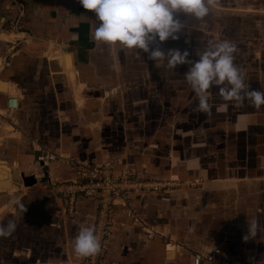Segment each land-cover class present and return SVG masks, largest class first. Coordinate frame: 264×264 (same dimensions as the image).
<instances>
[{"label":"crops","instance_id":"0c3cea01","mask_svg":"<svg viewBox=\"0 0 264 264\" xmlns=\"http://www.w3.org/2000/svg\"><path fill=\"white\" fill-rule=\"evenodd\" d=\"M93 14L84 10L78 0H0V34L9 36L8 40H0V115L6 114L10 96L18 92L21 99L17 114L0 116V161L11 170L16 168L20 173L32 174L37 181L35 186L44 191L47 178L67 180L71 175L60 164L49 167L37 164L34 147L40 145L62 153L70 152L38 144V139H34L27 140L33 146L30 153L21 139L26 140V135L30 134L31 118L38 116L40 106L56 93L55 82L65 69L58 59L52 61L55 55L48 58L49 45L62 49L66 64L67 57L73 61L77 79L84 88L94 85L97 72L93 69V60L89 54L82 57L84 51L76 52L74 48L79 42L91 46L86 34H90ZM60 60H63L61 56ZM74 77L70 73L67 79ZM70 84L73 88L78 87L75 81ZM84 88L72 90L74 104L83 115L87 111L89 116L93 102L90 104L92 99H85ZM98 90L91 91L96 93ZM262 107V112L243 114L237 124L235 120L225 124L227 129L222 134L210 135L208 142L203 137L206 135H199L186 148L167 155L166 159L155 154L141 157L138 162L135 159L137 167L134 168L146 176L159 180L172 178L181 183L179 189L137 198V207L144 219L168 240L155 237L149 241L138 228L118 216L119 224L108 241L106 257L101 264H193L194 255L214 250L219 251V260L231 264H264ZM8 140H14L10 142L11 146L7 144L9 149L5 147ZM196 148L202 150L201 154ZM105 158L115 157L102 159ZM116 158L129 163L122 157ZM8 176L9 172L0 167V181ZM187 183L196 187L189 189ZM7 193L0 194V204L7 202L2 201ZM55 206L64 217L56 200ZM94 216L95 204L80 200L76 216L70 221L63 219L66 240L57 262L51 261L55 260L52 255L45 263L33 259L26 264H79L80 256L74 253L73 244L67 239V224L75 238L82 227L93 225ZM57 217L61 219L60 215Z\"/></svg>","mask_w":264,"mask_h":264},{"label":"rangeland","instance_id":"374dc122","mask_svg":"<svg viewBox=\"0 0 264 264\" xmlns=\"http://www.w3.org/2000/svg\"><path fill=\"white\" fill-rule=\"evenodd\" d=\"M92 16L90 34H86L91 46L79 42L76 45L78 50L74 48L76 52L84 51L82 57L89 54L93 60V69L97 72L94 85L84 88L77 79L79 76L73 61L67 57L66 64L63 52V60L55 56L52 61L58 59L65 69L55 82L56 93L50 95L45 103L43 100L38 116L31 118L35 128L32 125L30 134L25 137L27 139H21L30 153L33 146L29 142L38 139V144L69 151L76 159L99 162L106 156H118L137 167L135 159L138 162L141 157L154 154L166 159L167 155L186 148L194 137L206 135L203 137L208 142L210 135L222 134L227 129L225 124L234 120L237 124L243 119L242 115L249 112H262V106L256 108L247 101L242 107L230 103L227 108L223 107L226 102L216 88L210 90L214 105L211 115L195 111L197 101L184 79L185 66L169 70L164 65L147 61L143 55L128 50L117 52L99 43L94 38L97 24L95 15ZM181 18L184 19L182 14ZM222 40H230L237 45L234 63L242 70L249 89L260 91L261 88L264 92V0H214L204 20L189 17L185 20V32L181 38L169 40L163 46L187 47L191 58L195 59L209 44ZM47 55L51 57L48 50ZM70 73L75 80L67 79ZM70 81H75L78 87L73 88ZM261 83L263 86L259 88ZM83 88L85 99H92L89 103L93 102L91 105L94 106L90 107L91 115L87 116L85 111L87 117L76 109L72 91ZM13 96L20 97V94L16 92ZM93 124H99V129L92 128ZM13 141H6L5 147L9 149ZM196 149L201 154L202 150ZM13 170L19 172L16 168ZM24 175L33 176L30 173ZM194 187L196 185L187 188ZM2 201H7L10 207L0 215V224L11 220L16 229L9 237L0 238V264H26L33 259L45 263L52 255L55 260L51 261L57 262L66 240L62 222L70 219L62 217L56 210L55 198L49 189L44 191L35 185L23 186L19 191L5 194ZM17 204H22L25 211L18 209ZM71 230L68 223L69 244L74 240Z\"/></svg>","mask_w":264,"mask_h":264},{"label":"clouds","instance_id":"9594fccd","mask_svg":"<svg viewBox=\"0 0 264 264\" xmlns=\"http://www.w3.org/2000/svg\"><path fill=\"white\" fill-rule=\"evenodd\" d=\"M214 0H78L82 8L95 15L97 27L94 38L117 52L128 50L143 55L147 61L164 65L169 70L185 66L184 79L195 94V111L211 115L213 88L226 102L242 107L250 102L254 107L264 106V92L250 90L242 70L234 63L237 45L230 40L211 43L197 58H191L187 47L165 48V42L178 41L185 32L189 17L204 20ZM181 14L184 19L181 18ZM188 41L185 40V44ZM17 101H8L9 108ZM18 209L25 208L17 204ZM8 210V203L0 204V215ZM16 224H0V238L9 237ZM101 250V237L94 226L82 227L73 241L77 256L90 257Z\"/></svg>","mask_w":264,"mask_h":264},{"label":"built area","instance_id":"2783aa9c","mask_svg":"<svg viewBox=\"0 0 264 264\" xmlns=\"http://www.w3.org/2000/svg\"><path fill=\"white\" fill-rule=\"evenodd\" d=\"M13 98L17 103L15 107L9 108L8 101ZM20 100L19 96H10L6 103V114L0 116L17 114ZM35 147L37 164L42 167L60 164L71 175L67 180H60L57 177H49L45 180L46 188L54 196L64 217L71 220L76 216L80 200H88L95 204L92 226L101 237V250L94 256L80 257L79 264L103 262L108 241L119 224L118 216H123L132 227L138 228L149 241L155 237L168 240L144 219L137 207V198L179 189L182 187L180 181L172 178L159 180L154 176H146L125 160L116 157L102 159L99 163H90L76 159L70 153L58 152L40 145ZM219 254L218 250L196 254L193 256V264H231L226 260H219Z\"/></svg>","mask_w":264,"mask_h":264},{"label":"water","instance_id":"95a60500","mask_svg":"<svg viewBox=\"0 0 264 264\" xmlns=\"http://www.w3.org/2000/svg\"><path fill=\"white\" fill-rule=\"evenodd\" d=\"M2 163H5L4 161H0V167H3L7 171H9V176L6 180L0 181V194L7 193L10 190L11 183H16L19 185H22L24 187L27 186H33L36 185L37 181L34 176L27 177L24 175V173H20V177L18 174V171L11 170L9 167L2 166Z\"/></svg>","mask_w":264,"mask_h":264},{"label":"bare ground","instance_id":"6f19581e","mask_svg":"<svg viewBox=\"0 0 264 264\" xmlns=\"http://www.w3.org/2000/svg\"><path fill=\"white\" fill-rule=\"evenodd\" d=\"M9 36L6 35V34H0V40H8ZM50 46V45H49ZM49 53L53 56H57V57H60L61 56V53H62V49L58 46H55V45H52L50 46L49 48ZM79 99V98H78ZM15 107V106H14ZM93 128L94 129H99V124H95L93 125ZM5 163H2V166H5L4 165ZM7 168V167H6ZM5 170V169H4ZM5 172V171H4ZM9 172V171H8ZM23 188L22 185H19V184H16V183H11L10 185V190H9V193H13L15 191H18V190H21Z\"/></svg>","mask_w":264,"mask_h":264}]
</instances>
